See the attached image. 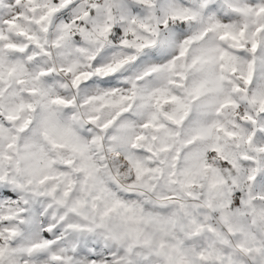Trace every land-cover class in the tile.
<instances>
[{"label": "clouds", "instance_id": "1", "mask_svg": "<svg viewBox=\"0 0 264 264\" xmlns=\"http://www.w3.org/2000/svg\"><path fill=\"white\" fill-rule=\"evenodd\" d=\"M0 264H264V0H0Z\"/></svg>", "mask_w": 264, "mask_h": 264}]
</instances>
